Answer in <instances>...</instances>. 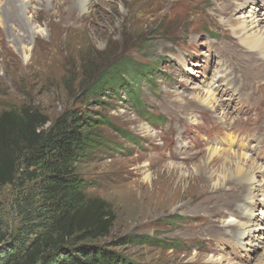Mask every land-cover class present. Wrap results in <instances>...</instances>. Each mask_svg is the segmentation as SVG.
I'll list each match as a JSON object with an SVG mask.
<instances>
[{"label": "rangeland", "instance_id": "rangeland-1", "mask_svg": "<svg viewBox=\"0 0 264 264\" xmlns=\"http://www.w3.org/2000/svg\"><path fill=\"white\" fill-rule=\"evenodd\" d=\"M219 1L227 0H91L89 6L73 8L76 18L87 15L81 23L64 20L65 0H0V114L30 107L48 119L47 127L70 108H87L99 140L77 164L78 171L88 193L109 202L116 214L111 234L99 241L138 236L135 244L116 247L133 264H212L211 257L253 264L263 251L264 245L255 253L247 248L263 244V224L252 238H236L237 229L217 227L228 210L239 203L244 210L248 203L238 185L227 181L233 164L223 151L248 152L264 166V149L260 159L248 137L255 132L264 138V77L232 64L229 41L241 45L232 28L242 19L232 8L226 15L218 11ZM257 14L264 17L262 7ZM218 56L237 84L256 88L260 111L252 121L227 108L181 109L191 94L213 82L212 72L206 77L211 81L204 79L202 67L206 58L213 64ZM128 59L144 67L143 77L135 81L114 73V85L103 86L96 96L85 93L111 65L123 61L126 68ZM217 96L226 104L221 89ZM224 110L245 122L223 120ZM158 117L163 121L154 123ZM256 180L264 182V173ZM20 192L10 186L0 190L5 231L19 225ZM263 196L256 191L252 205L262 223ZM233 214L241 222L251 219ZM217 238L228 244L225 255H213L203 246Z\"/></svg>", "mask_w": 264, "mask_h": 264}, {"label": "trees", "instance_id": "trees-1", "mask_svg": "<svg viewBox=\"0 0 264 264\" xmlns=\"http://www.w3.org/2000/svg\"><path fill=\"white\" fill-rule=\"evenodd\" d=\"M127 61L126 68L123 61L111 65L85 93L114 85V73L144 76L140 63ZM87 111L70 108L47 127L48 119L30 107L0 114V190L21 191L19 225L12 231L0 225V264H133L116 247L135 244L137 235L99 241L111 234L116 214L88 193L78 171L99 140Z\"/></svg>", "mask_w": 264, "mask_h": 264}, {"label": "bare ground", "instance_id": "bare-ground-1", "mask_svg": "<svg viewBox=\"0 0 264 264\" xmlns=\"http://www.w3.org/2000/svg\"><path fill=\"white\" fill-rule=\"evenodd\" d=\"M77 1L78 0H65V4L68 5V8L66 10H64V12L66 13L68 11V13L66 15H63V18H64V20L72 19L74 21L79 20L81 23H85V21L88 19L87 15L85 14V15H82L80 18H76L75 14L73 15V8L76 7V9H77L80 7L84 8L85 6H89L91 4V0H79V2H77ZM83 5H85V6H83ZM246 7H250V8L247 11H245V14H244V10ZM261 7L264 10V0H262L261 3L259 0H227L226 3H225V1H223V3H222V1L221 2L219 1V4L217 5L218 11L225 12V15L227 14V11L229 10V8H232V10L234 12L240 13L239 18L242 19L240 21V23L237 24L232 29H233L234 34L237 37H239V43L241 45H243L244 47H241V45L239 46L235 40H232V38H230V41H229L230 53L233 56V61H234L232 64L236 65V63L237 64L239 63L238 65L241 66V68L244 67L248 73L250 71L254 75H258V73H259V75H263L262 76V78H263L264 77V17H257L258 16L257 12L259 11V9H261ZM69 8H70V10H69ZM242 15H244V16H242ZM92 22H93V24L97 23V21H95V20H93ZM18 40H20V39H18ZM236 59H237V61H236ZM242 65H244V66H242ZM222 66H223V63H222V61H220L217 65V68H216L217 73ZM244 68H242V69H244ZM238 70H240V69H238ZM227 77L231 78L230 81L228 83L222 84L221 82L224 81ZM255 77H257V76H255ZM216 79H217V76L215 75L213 82H211L205 88V90L191 94V98H190L191 101H189L188 104L182 103L181 109L186 110L188 107H191V109H193V107H195V106L197 107V105H200V107L203 108V110H205V109L208 110V108H210L211 111H213V112H216L218 110H222V112H223V109L226 108V104L223 103L218 98L217 93H215V91H214V87H216V92H218V88L221 85H225L226 89L234 88L235 85L237 84V81H234V79L232 78V76L229 75V73L226 74L222 78V80L220 81V84H218V85H216ZM238 79H239V77H238ZM201 82H203V80H201ZM258 83L259 82H257V84ZM247 84H248V82H247ZM250 91H251V95H252L251 98H249V96H248ZM240 92L243 93L244 95H246L249 98V100L251 101V105L243 104L238 109V112H241L240 115L245 116V114H249L246 116H248L250 118L257 116L258 111H260V109L258 106H256L259 104V103H256L257 102V90H256V88L251 90V88H249L247 86H243V90L240 89ZM258 96H259V94H258ZM261 96H262V94H261ZM234 98H235V96H233V99ZM260 100L258 99V101H260ZM198 108H199V106H198ZM224 113L226 116L222 115L223 120L233 119L232 124H234V125L240 124L241 122L242 123L245 122L244 119L241 120V117H240V119L235 117V116L231 117L226 110H224ZM251 121H252V118H251ZM248 137H249V141H253V140L258 141V146H261L264 144V138L260 139L261 137H259V138L256 137L255 132L248 135ZM237 146H239V145H237ZM248 146H249L248 142L246 144H242L241 150H244L243 148L246 149ZM238 148L240 149V147H238ZM212 151H214L213 153L219 152L218 149H214ZM223 152L228 154V156L226 158H227L228 162L230 161V163L233 164L232 165L233 168L228 172L227 181L238 185L237 189L241 193L246 194V196H247L246 198L248 200L247 201L248 203H247V205L245 204V208H247V206H250V205L254 206V203L256 202V191H261L262 193H264V182H259L258 184L256 183V181H257L256 179H257L258 175H261L264 173V166L261 165L259 162H257L254 158H252L248 152H245V151L238 152L235 150H228V151H223ZM223 185L224 184H220L219 187H221V189H222ZM260 203L264 207V201H262ZM241 206H242L241 203H239L236 207H233L232 209L228 210L226 213H228V214L236 213V215H238L240 217H243V216L248 217V216L253 214L251 212H249V213L244 212L245 208H244V210H242ZM254 216H255L256 223L259 222L257 225H255L256 223L250 224L249 222H246V221L241 222L239 220H236L237 218L236 219L231 218L229 215L223 221H221L217 227L220 230H222V232H230V231L237 229L236 230L237 232L234 231L235 232L234 235L236 238L238 236L242 237L245 235H248L251 237L252 234H254L258 229H260V225H262V224L264 225V222L262 223V219L260 218V216H258L256 214ZM221 234L218 236L220 237ZM247 243H248V240H247ZM263 245H264V242H263V244H261V242H257V243L253 242V243H251V246L247 247V248L249 249V252L254 251V253H255V251L258 250L259 248H261ZM262 250L263 251L261 253H259V257L254 260L253 264H264V246L262 247ZM210 260L212 261L211 262L212 264H237L231 260L226 262L227 259L224 257H217L216 259L211 257Z\"/></svg>", "mask_w": 264, "mask_h": 264}]
</instances>
